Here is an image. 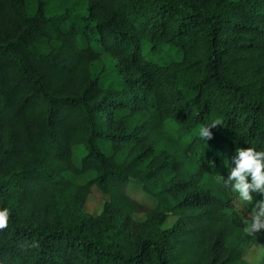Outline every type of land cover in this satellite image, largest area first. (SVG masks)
Returning <instances> with one entry per match:
<instances>
[{"label":"trees","instance_id":"16d2710c","mask_svg":"<svg viewBox=\"0 0 264 264\" xmlns=\"http://www.w3.org/2000/svg\"><path fill=\"white\" fill-rule=\"evenodd\" d=\"M248 147L264 149V0H0V264H251L261 197L215 183Z\"/></svg>","mask_w":264,"mask_h":264},{"label":"clouds","instance_id":"9594fccd","mask_svg":"<svg viewBox=\"0 0 264 264\" xmlns=\"http://www.w3.org/2000/svg\"><path fill=\"white\" fill-rule=\"evenodd\" d=\"M221 124V120L215 119L201 126L199 138L207 143L213 137L211 129ZM215 183L228 188L245 204H252L254 196L261 197L255 200V205L243 220V231L248 236H254L264 229V149L237 148L229 162L227 176L217 173ZM8 217V210L0 209V229L7 227Z\"/></svg>","mask_w":264,"mask_h":264},{"label":"rangeland","instance_id":"374dc122","mask_svg":"<svg viewBox=\"0 0 264 264\" xmlns=\"http://www.w3.org/2000/svg\"><path fill=\"white\" fill-rule=\"evenodd\" d=\"M173 53H176V51H173ZM180 58V55L178 56ZM107 63L110 64L109 60L106 59ZM118 76L115 73H112L109 77H107V82L109 85L116 86L118 85ZM75 161L77 164L81 161V155L80 152H77ZM90 178H87L83 181V183L87 182ZM128 195L132 197L133 199L137 200L144 206L148 208H155L157 206V202L151 198L150 196L143 193L141 185L137 183H130L128 188ZM108 197L103 195L98 189L93 188L92 193L88 199V202L86 204L85 211L87 213L93 214L95 216L99 215L104 207V204L108 201ZM251 204H245L242 202H239L240 207H249ZM135 218L137 220L144 219V215H136ZM174 218H170L168 221V225H173L175 223ZM245 259L250 262L251 264H262L264 262V251L262 249V246L255 245L253 248L247 250L244 253Z\"/></svg>","mask_w":264,"mask_h":264}]
</instances>
